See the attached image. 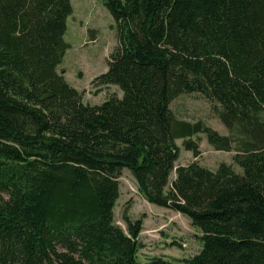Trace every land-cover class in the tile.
Masks as SVG:
<instances>
[{
    "label": "trees",
    "instance_id": "trees-1",
    "mask_svg": "<svg viewBox=\"0 0 264 264\" xmlns=\"http://www.w3.org/2000/svg\"><path fill=\"white\" fill-rule=\"evenodd\" d=\"M103 4L118 44L95 81L122 96L88 105L58 71L70 0H0V264H264V0ZM184 93L220 104L229 134L176 118ZM197 134L226 152L235 136L242 174L175 167ZM124 169L201 231L197 254L137 259L142 220L113 219Z\"/></svg>",
    "mask_w": 264,
    "mask_h": 264
},
{
    "label": "rangeland",
    "instance_id": "rangeland-1",
    "mask_svg": "<svg viewBox=\"0 0 264 264\" xmlns=\"http://www.w3.org/2000/svg\"><path fill=\"white\" fill-rule=\"evenodd\" d=\"M72 13L67 17V30L63 36L69 45L58 71L63 74L70 86L82 94L84 104L97 105L111 96L120 98L121 90L116 85H101L96 77L108 68L110 54L117 47V28L103 0H70ZM170 108L176 118L194 123L202 121L218 134L226 136L229 131L220 122L217 102H209L201 94L184 93L175 97ZM201 154L194 158L191 151L183 147V139H176L179 157L175 167L185 166L196 161L200 166L215 171L219 164H230L233 170L242 174L233 160L237 140L230 151L214 150L204 134H197ZM175 178L173 171L167 188ZM124 211L131 221L142 220V230L138 236L137 259L143 263L153 256L184 261L201 249V231L191 226L189 219L171 209L147 202L137 189L136 182L128 169L122 170L119 177V197L113 208L114 222L124 232L126 224L122 219Z\"/></svg>",
    "mask_w": 264,
    "mask_h": 264
}]
</instances>
